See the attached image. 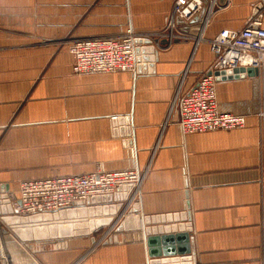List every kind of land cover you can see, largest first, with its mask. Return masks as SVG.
Instances as JSON below:
<instances>
[{"label":"crops","instance_id":"crops-1","mask_svg":"<svg viewBox=\"0 0 264 264\" xmlns=\"http://www.w3.org/2000/svg\"><path fill=\"white\" fill-rule=\"evenodd\" d=\"M175 1L0 0V184L18 194L25 181L138 169L144 216L166 228L190 215L196 264H264V72L216 81L219 109L244 116L243 129L186 135L172 111L178 92L211 73L208 40L264 23V0L225 1L202 33L200 16L182 23L189 39L155 47L135 73L73 72V41L161 31ZM119 117L130 137L114 128ZM13 236L0 237L6 264H43L36 254L44 264H148L145 242L119 236L98 245L73 234L59 250Z\"/></svg>","mask_w":264,"mask_h":264},{"label":"built area","instance_id":"built-area-1","mask_svg":"<svg viewBox=\"0 0 264 264\" xmlns=\"http://www.w3.org/2000/svg\"><path fill=\"white\" fill-rule=\"evenodd\" d=\"M225 1L228 3V0H176L170 21L161 31L138 32L129 27L120 37L73 41L69 48L75 58L73 72L78 76L135 73L142 64L138 61L137 48L150 42L157 49H165L176 41L189 39L180 25L204 11L200 22L202 33L213 15L224 7ZM199 40H204L203 36H199ZM208 42L216 56L211 73L204 75L188 94L178 92L172 104V111H179L180 127L186 135L243 129L246 125L244 116L219 109L214 73L238 68L264 72L263 16L253 18L243 30H223ZM144 179L145 173L138 169L98 171L25 181L20 184L18 194L9 192V197L14 210L22 217L56 214L75 208L79 202L121 193L127 197V207H131L140 202ZM110 233L104 234L98 245Z\"/></svg>","mask_w":264,"mask_h":264},{"label":"water","instance_id":"water-1","mask_svg":"<svg viewBox=\"0 0 264 264\" xmlns=\"http://www.w3.org/2000/svg\"><path fill=\"white\" fill-rule=\"evenodd\" d=\"M205 12L200 15L203 18ZM138 61L143 63L152 62L158 51L152 43H145L144 46L137 48ZM154 56V57H153ZM248 72L250 76H255L258 71L255 69L238 68L235 70L218 71L214 73L216 81L221 79H232ZM114 128L120 129L122 137L132 135V123L128 117H119L113 121ZM129 143V142H128ZM10 188L5 184H0V237L14 235L22 242L26 243L27 248L32 250L29 243L33 241L53 242V248L59 250L65 246L67 238L73 234H82L90 236L100 229L105 222L101 219L88 220L102 213L105 215L115 214L121 210L127 202V197H120L119 194L93 198L87 202H79L73 209L60 211L56 214L35 215L30 217L19 216L13 208V202L9 197ZM132 213L125 222L110 234L103 245L118 243V236L125 243L133 241L145 242L147 248L148 264H196L195 252L192 247V223L190 215L184 213L181 216L175 215L168 217V221L175 224L162 228L160 217L144 216L141 210V203L136 202ZM135 213V215H134ZM137 215V216H136ZM103 223V224H102ZM58 240V241H56ZM92 244L97 242L93 237ZM63 242V243H61ZM48 242L43 243L45 246ZM46 249V247H45ZM44 250V248H43ZM35 251V250H33ZM42 250H39L40 252ZM37 252V253H38ZM43 264V260L36 254ZM0 264H6L0 258Z\"/></svg>","mask_w":264,"mask_h":264},{"label":"rangeland","instance_id":"rangeland-1","mask_svg":"<svg viewBox=\"0 0 264 264\" xmlns=\"http://www.w3.org/2000/svg\"><path fill=\"white\" fill-rule=\"evenodd\" d=\"M133 205L131 207L130 206L127 207V205H125L121 210L117 211L115 214L105 215L104 213H102L93 218L87 217L88 220L101 219L103 220L102 222H105L104 224L102 223L105 226H102L100 229H98L93 234H91V236L93 235L96 236L97 241H99V239H101L104 236V234H107L108 232H111L112 234H114V231L117 230V228H119L125 222L127 217L132 214L130 212H131ZM13 237L16 238L18 241L22 242L16 236H13ZM22 243H28V242H22ZM0 247H1V243H0ZM0 258H1V255H0Z\"/></svg>","mask_w":264,"mask_h":264},{"label":"bare ground","instance_id":"bare-ground-1","mask_svg":"<svg viewBox=\"0 0 264 264\" xmlns=\"http://www.w3.org/2000/svg\"><path fill=\"white\" fill-rule=\"evenodd\" d=\"M137 216V215H136Z\"/></svg>","mask_w":264,"mask_h":264}]
</instances>
